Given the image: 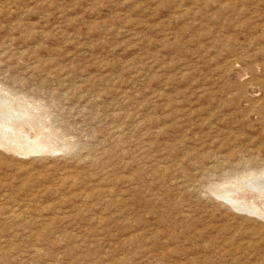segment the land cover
<instances>
[{
  "label": "rangeland",
  "instance_id": "rangeland-1",
  "mask_svg": "<svg viewBox=\"0 0 264 264\" xmlns=\"http://www.w3.org/2000/svg\"><path fill=\"white\" fill-rule=\"evenodd\" d=\"M0 102V264H264V0H0Z\"/></svg>",
  "mask_w": 264,
  "mask_h": 264
},
{
  "label": "bare ground",
  "instance_id": "bare-ground-1",
  "mask_svg": "<svg viewBox=\"0 0 264 264\" xmlns=\"http://www.w3.org/2000/svg\"><path fill=\"white\" fill-rule=\"evenodd\" d=\"M3 101H4V100H3ZM5 102H6V100H5ZM0 103H1V102H0ZM12 105H13V104H12ZM2 107H3V106H2ZM16 116H17V115H16ZM31 118H32L31 120L34 121V118H33V117H31ZM30 122H31V121H30ZM31 123H32V122H31ZM31 125H32V127H34V123H32ZM14 127H15V126H14ZM7 131H8V130H7ZM30 133H31V132H30ZM15 138H16V137H15ZM6 139H7V138H6ZM40 139H41V141H42L44 144H46V146H47L48 144H50L49 141H47V139L45 138V136H44L43 134L41 135V138H40ZM28 141H29V140H28ZM3 142H4V141H3ZM7 142H8V141H7ZM9 142H11V141H9ZM6 146H7V145H6ZM25 146H26V145H25ZM2 147H3V144H2ZM7 147H8L7 149H14V148H13V145H8ZM20 147H21V146H20ZM20 147H17V148H16V149L19 150V152H20V150H21ZM29 147H31L30 149H34V150L36 149V151L39 150V149H41V146H40V145H34V146L29 145ZM51 147H52V145H51V146L48 145V147H46V148H48V150H50V149H52ZM23 148H24V149H23V152H27V153H28L29 150L27 151V149H28L27 146H26L27 149H25V147H23ZM16 149H15V150H16ZM42 149H43V148H42ZM50 151H51V150H50ZM17 152H18V151H17ZM23 152H22V153H23ZM17 154H18V153H17ZM249 176H252V175H251V174H246V175H242V176H240L237 180H235V184H241V185H242V184L245 182L244 179L247 180V178H248ZM261 176H264V172H263V174H261ZM249 178H250V177H249ZM249 178H248V179H249ZM249 180H250V179H249ZM261 180H262V179H261ZM243 181H244V182H243ZM259 181H260V180H259ZM259 181H258V182H259ZM256 182H257V181H255V183H256ZM230 183L233 184L234 182H230ZM260 183H261V182H260ZM244 184H246V183H244ZM250 184H252V183H250ZM256 184H257V183H256ZM262 184H264V183H262ZM233 186H234V185H233ZM239 186H240V185H238V186L236 187V185H235L234 187L238 188ZM253 186H254V185H253ZM255 186H256V185H255ZM259 186H260V185H259ZM259 186H258V187H259ZM236 188H235V189H236ZM239 188H240V187H239ZM246 190H247V188H246ZM262 190H263V189H262ZM218 191H219V190H218ZM233 191H234V190H233ZM241 191H242V190H241ZM259 191H260V190H259ZM221 192H222V191H221ZM225 192H226V191H225ZM242 192H243V191H242ZM244 192H245V191H244ZM247 192H248V191H247ZM247 192H246V193H247ZM251 192H252V191H251ZM251 192H250V193H251ZM256 192H257V190L255 191V193H256ZM261 192H263V191H261ZM235 193H237V192L235 191ZM240 193H241V192H240ZM252 193H253V192H252ZM221 194H222V193H221ZM231 194H232V193H231ZM237 194H238V193H237ZM248 194H249V192H248ZM244 195H245V194H244ZM254 195H255V194H254ZM223 196H225V195H223ZM235 196H237V195H235ZM245 196H246V195H245ZM252 196H253V195H252ZM260 196H261V195H260ZM229 197H230V196H229ZM231 197H232V196H231ZM233 197H234V196H233ZM241 197H242V196H241ZM243 197H244V196H243ZM247 197H248V196H247ZM250 197H251V196H250ZM250 197H249V198H250ZM237 198H238V197H237ZM237 198H236V199H237ZM251 198H254V199H252V202H251V200H249V201H248V200H245V201H248V202L246 203L247 205H243V207H244L245 209H247L248 211H249V210H253L254 213H258V214H260V215H263V217H264V204H262V203H261V204L257 203L258 200H256V197H255V196H253V197H251ZM259 198H260V197H259ZM228 199H229V198H228ZM245 199H246V198H245ZM257 199H258V198H257ZM225 200H227V199H225ZM230 200H232V198H231ZM260 201H261V200H260ZM231 202H232V201H231ZM242 202H243V201H242ZM262 202H263V200H262ZM233 204L237 205V202H236V203L234 202ZM245 209H244V210H245ZM244 210H243V211H244Z\"/></svg>",
  "mask_w": 264,
  "mask_h": 264
}]
</instances>
